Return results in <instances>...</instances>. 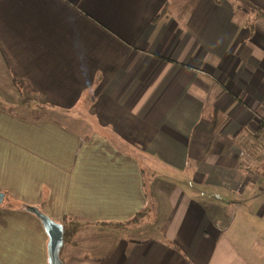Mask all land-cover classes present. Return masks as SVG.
Masks as SVG:
<instances>
[{"label": "crops", "instance_id": "0c3cea01", "mask_svg": "<svg viewBox=\"0 0 264 264\" xmlns=\"http://www.w3.org/2000/svg\"><path fill=\"white\" fill-rule=\"evenodd\" d=\"M261 11L0 0V264H264Z\"/></svg>", "mask_w": 264, "mask_h": 264}, {"label": "trees", "instance_id": "16d2710c", "mask_svg": "<svg viewBox=\"0 0 264 264\" xmlns=\"http://www.w3.org/2000/svg\"><path fill=\"white\" fill-rule=\"evenodd\" d=\"M261 13L264 14L263 11H261ZM26 207L31 208L33 211H35L38 214L43 226L46 228L48 232L51 230V228L55 224L59 225L61 229L62 239L71 238L76 233V231L81 225L80 223L74 220H70L71 218H68V217H65L61 221H54L53 219L49 218L47 215L41 213L35 206L26 205ZM151 208H152V203L149 202L142 209L137 211L129 220L124 221V222L122 221L121 222H111V224H114L119 227H123L124 225H127L128 223H133V222L139 223L141 220L148 218L147 213L151 210ZM50 264H59V263L57 261H54L51 258Z\"/></svg>", "mask_w": 264, "mask_h": 264}, {"label": "water", "instance_id": "95a60500", "mask_svg": "<svg viewBox=\"0 0 264 264\" xmlns=\"http://www.w3.org/2000/svg\"><path fill=\"white\" fill-rule=\"evenodd\" d=\"M3 196H4L3 193L0 192V203L3 200ZM49 232H50V255H51V258L60 264V262L55 258L57 247L60 243H62V240H63L62 235H61L60 226L55 224Z\"/></svg>", "mask_w": 264, "mask_h": 264}, {"label": "rangeland", "instance_id": "374dc122", "mask_svg": "<svg viewBox=\"0 0 264 264\" xmlns=\"http://www.w3.org/2000/svg\"><path fill=\"white\" fill-rule=\"evenodd\" d=\"M67 121L69 122L70 125H73L75 127H78L80 125H78L76 122H74V120L72 119H67ZM83 122H85V120H83ZM125 231V230H124ZM152 233V230H146L143 233H138V236H141V234H148L147 236H149Z\"/></svg>", "mask_w": 264, "mask_h": 264}]
</instances>
